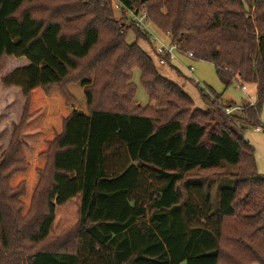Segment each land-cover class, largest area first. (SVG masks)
Masks as SVG:
<instances>
[{
  "label": "trees",
  "instance_id": "1",
  "mask_svg": "<svg viewBox=\"0 0 264 264\" xmlns=\"http://www.w3.org/2000/svg\"><path fill=\"white\" fill-rule=\"evenodd\" d=\"M121 4L123 14L147 9L149 22L180 52L192 53L189 60L213 64L225 87L254 86V103L231 116L217 103L212 113L192 109V98L140 49L147 38L135 26L129 31L137 41L127 43L111 0H0V67L9 57L29 62L3 80L27 96L19 130L26 131L28 153L7 183L19 195L22 220L33 213L44 175L52 176L47 213L29 242H47L59 210L79 205L76 252L41 249L8 264H264V175L245 139L249 127L264 131V0ZM99 46L88 74L72 80ZM135 70L158 111L131 106ZM102 75L124 82L99 89ZM206 117L211 126L199 122ZM114 141L125 157L115 171L108 166ZM225 166L237 172L228 174L233 185L218 190L215 207L211 190L188 178L194 171L217 176ZM146 174L157 186L141 204Z\"/></svg>",
  "mask_w": 264,
  "mask_h": 264
},
{
  "label": "rangeland",
  "instance_id": "2",
  "mask_svg": "<svg viewBox=\"0 0 264 264\" xmlns=\"http://www.w3.org/2000/svg\"><path fill=\"white\" fill-rule=\"evenodd\" d=\"M113 13L115 21L124 26L123 31L126 34L131 27L124 20L123 12L116 11ZM149 24L155 37H157V45L155 46L171 44L169 35L159 32L151 21ZM140 33L143 37L147 38V40H140L138 42L140 49L148 57L153 58L160 76L178 86L192 98L194 102V108L192 109L196 108L206 113H212L215 109V103L221 109L225 108L231 102L239 106L254 103L256 97V89L254 86L233 82L229 87H225L221 83L213 64L205 61L189 60L185 56L188 52H180L177 60L169 66L159 65L153 53L150 35H146L141 31ZM126 41L128 44H133L137 41L134 32H128ZM101 49V46L96 48L94 54H92V58L80 64V69L71 75L72 80L88 74L87 70L89 69L90 63ZM28 65L29 62L25 58L9 57L3 60L0 67V250L5 257V264H8V258L10 257L11 262L15 261V259L17 260L18 257L25 259L41 249L76 252L79 247L77 237L79 230V205L76 201L71 202L67 207L59 210L56 225L51 238L47 242L42 245H34L29 242L30 235L37 229L47 213V196L52 184L51 171H48L44 175L43 187L37 194L33 213L26 220H22L19 215L21 207L18 202L19 195L7 188L8 179L17 169L25 165L29 140L26 131L19 130L22 121H24L27 107V96L25 95L24 89L20 86H7L3 80L8 75ZM191 67L194 68V73L189 72V68ZM133 72L134 77H132V80L136 85V96L132 98L131 106L140 107L141 109L150 107L154 112L158 111L156 104L149 102L147 93L140 82V72L138 70ZM108 76L105 78L103 75L101 76L98 84L99 89L104 82L112 85L110 88L114 90L124 82L122 79H112ZM242 86L247 88V93L243 92ZM201 91L208 97L210 102L209 106L205 104L200 93ZM98 93L102 92L98 91ZM137 113L143 114V111L140 110ZM260 121L264 126V107ZM199 122L210 126L212 125L208 117L199 120ZM245 139L256 150L257 172L260 175H264V131L257 132L255 127H249L245 131ZM123 151L124 149L116 141L110 144L108 148V166L110 169L116 168L118 164L124 162L125 157L123 156ZM113 170L115 171L116 169ZM224 170L217 176L194 171L188 178L189 183H203L206 189L211 190L215 207L219 204L218 190L221 187L233 185V180L228 174L237 172V168L229 166H225ZM156 186L157 183L151 179L150 174H146L137 194L139 203L143 204L145 199L149 197L152 189ZM191 192L192 196L198 199L197 192H193L192 190ZM4 237L7 240V249L2 247Z\"/></svg>",
  "mask_w": 264,
  "mask_h": 264
},
{
  "label": "built area",
  "instance_id": "3",
  "mask_svg": "<svg viewBox=\"0 0 264 264\" xmlns=\"http://www.w3.org/2000/svg\"><path fill=\"white\" fill-rule=\"evenodd\" d=\"M112 7L114 11H123V6L121 4V0H111ZM124 14L127 16V22L131 26H135L136 29L140 30L146 35H150V43L153 46V53L156 58V62L159 63L161 66L171 65L174 63V61L177 60V56L180 52L179 46L175 43H172L170 45H164L161 44L159 46L157 45V37H155L154 32L151 30V25L149 24V14L146 10H143L141 12H135V11H128L125 10ZM153 32V33H152ZM122 34L124 31L122 30ZM155 46V47H154ZM187 59H192L193 54L187 53L185 54ZM194 68H189L190 73H194ZM242 90L244 93H247V88L242 86ZM249 101H251L249 99ZM250 105H253L251 103ZM243 110L242 106H236V107H225L223 109L224 113L227 116H231L234 113H238ZM257 132H259V129H256Z\"/></svg>",
  "mask_w": 264,
  "mask_h": 264
},
{
  "label": "crops",
  "instance_id": "4",
  "mask_svg": "<svg viewBox=\"0 0 264 264\" xmlns=\"http://www.w3.org/2000/svg\"><path fill=\"white\" fill-rule=\"evenodd\" d=\"M152 58V57H151ZM153 59V58H152ZM175 65V64H174ZM236 104V103H235ZM239 106V105H238Z\"/></svg>",
  "mask_w": 264,
  "mask_h": 264
}]
</instances>
